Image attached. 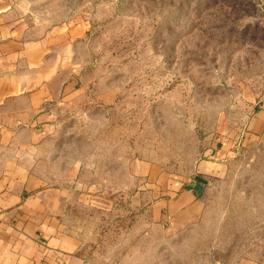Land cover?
<instances>
[{"label":"rangeland","instance_id":"1","mask_svg":"<svg viewBox=\"0 0 264 264\" xmlns=\"http://www.w3.org/2000/svg\"><path fill=\"white\" fill-rule=\"evenodd\" d=\"M1 1L22 41H77L55 181L91 261L264 264V0ZM193 178V217L150 207Z\"/></svg>","mask_w":264,"mask_h":264},{"label":"crops","instance_id":"2","mask_svg":"<svg viewBox=\"0 0 264 264\" xmlns=\"http://www.w3.org/2000/svg\"><path fill=\"white\" fill-rule=\"evenodd\" d=\"M14 29L0 0V264H95L66 216L79 184L55 181L56 113L85 94L77 87V41L55 29L22 41ZM211 166L199 174L219 172ZM203 189L190 179L150 207L169 221L188 220Z\"/></svg>","mask_w":264,"mask_h":264},{"label":"trees","instance_id":"3","mask_svg":"<svg viewBox=\"0 0 264 264\" xmlns=\"http://www.w3.org/2000/svg\"><path fill=\"white\" fill-rule=\"evenodd\" d=\"M201 196V195H200ZM199 199H200V197H199Z\"/></svg>","mask_w":264,"mask_h":264}]
</instances>
